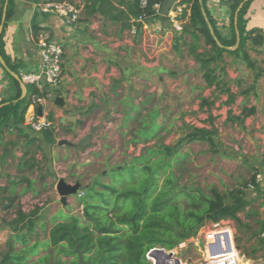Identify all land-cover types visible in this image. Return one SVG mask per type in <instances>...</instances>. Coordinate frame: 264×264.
I'll list each match as a JSON object with an SVG mask.
<instances>
[{
	"label": "trees",
	"instance_id": "trees-1",
	"mask_svg": "<svg viewBox=\"0 0 264 264\" xmlns=\"http://www.w3.org/2000/svg\"><path fill=\"white\" fill-rule=\"evenodd\" d=\"M165 1L82 0L77 4L83 8L84 16L74 24L88 23L91 18L98 16L104 22L118 25L120 32L136 27L138 34H141L144 25L157 17L155 6L164 5ZM242 1L231 3L228 38L218 32L215 20L207 13L206 0H203L209 21L224 47L219 46L213 38L199 0H192L189 21L184 25L181 34L173 37L174 53L181 55L183 47H187L188 54L199 65L205 86L213 88L211 97L199 98V106L203 110H210L222 94L228 96L227 104H234L241 93H233L231 82L227 79V57L238 56L253 68L255 62L248 48L257 50L264 44L262 30L246 29L245 15L251 2L249 1L238 16L240 46L236 50L225 48L236 43L234 17ZM13 9L14 3L9 0L6 22L0 38V54L10 68L18 72L17 64L10 63L4 51L5 29L7 21L13 15ZM6 74L10 79L12 93L8 98H2L0 102V105L8 103L0 108V144L5 129L14 128L21 131L25 128L24 115L33 93L44 96L51 94L55 97L59 95L57 89L46 87L43 92H39L34 85H27V96L19 100L22 92L20 83L8 72ZM121 81L120 78H114L110 92H115ZM145 101L140 104L130 103L128 109L124 110L123 118L125 124L133 118L140 121V128L134 131L131 138L135 145L144 144L140 154L132 156L121 165H109L106 172L98 173L85 184L81 182L86 186L83 194L78 196L82 205L81 215H66L59 222H54L50 229L40 225L43 234L48 236L44 242L29 245L35 237L38 239L37 225L44 218L40 211L41 207L24 210L17 202L18 198H2L0 210L5 213L2 221L8 222L7 225L15 235L14 242H8V250L0 255V264H24L29 260V255L37 253L39 248L51 246L59 255V260L55 264H152L146 255L151 248L160 246L171 250L179 243L196 237L207 222L222 219L234 221L238 230L251 231L248 241L253 240V243L249 248L238 243L247 258H256L259 251L264 252V221H255L259 227L252 231V225L241 218V214L245 212L249 217L257 215L256 212L248 210L253 200L246 197L245 190L260 184L257 179L259 173L255 172L243 189H231L226 192H221L216 187L207 190L191 180L185 182V171L180 168L184 158L181 151L183 144L207 142L215 153L214 136L217 131L205 126L187 125L183 129V136L175 144H167L162 139V132H159L163 126L157 122V118L162 115L161 112L152 109L144 115L142 105L146 103ZM95 105L90 106V111L97 107ZM254 112L253 107L244 105L240 114L232 115L231 120L243 126L245 119ZM49 118L51 120L52 116ZM94 129L92 127L88 134L76 142L81 152L93 147ZM41 132L48 143L55 142L53 125ZM105 177L108 181L104 180ZM9 215H12V219H8ZM15 244H20L25 249L17 251ZM76 248L80 250L84 263L79 262ZM62 257H68L70 260L64 262ZM31 264H51V258L50 256L39 258Z\"/></svg>",
	"mask_w": 264,
	"mask_h": 264
},
{
	"label": "crops",
	"instance_id": "crops-1",
	"mask_svg": "<svg viewBox=\"0 0 264 264\" xmlns=\"http://www.w3.org/2000/svg\"><path fill=\"white\" fill-rule=\"evenodd\" d=\"M12 1L14 9L13 15L7 21L5 29L4 51L10 63L17 64L18 72L12 70L7 61L4 60L9 69L19 74L20 77L26 72H37L41 69V57L37 49V40L42 33L47 34L51 40L61 44L65 49V76L62 85L57 89L58 92L59 90L62 92L60 96L63 98H66L67 92L73 93L76 91L81 94V97H85L87 102H90L89 99L92 98V95L96 96V93H99V90L95 91L97 85L94 84L93 78L103 74L106 68L107 71L112 68L118 70L115 78H120L122 81L115 88V92H110V86L108 89L104 88V93L101 96H97L99 103L101 102L104 106L101 120L103 123L106 122V127L105 124L103 126L99 124V127H102L105 132H109L104 134L105 136L103 135L105 139H111L109 135L114 132V126L116 129H120L116 124L115 113L122 114L121 125L125 126L123 120L124 110L128 109L130 103H141L137 98V91L140 90L138 79L147 75L142 68L157 66L162 58L164 65L180 67L179 70L169 68L170 71L168 70L169 72L165 74L168 78L173 79L171 82L174 90L178 87L182 88L190 98H196L199 103L201 96L212 95L213 88L205 86L201 79L199 65L188 54L187 47H183L181 55L174 53L173 37L181 34V32L175 33L170 29L168 30L164 22L165 19L161 17L153 19L145 25L141 34L134 36L130 34V31L120 32L118 25L104 22L98 16L91 18L88 23L78 22L75 25L68 26L61 17L46 12L41 8L40 4L50 0ZM70 1L80 2L82 0ZM172 3L173 0L165 1V4L160 6L161 12H167L171 8ZM8 4L9 0H0L1 21L4 12L7 11ZM205 6L207 13L215 20L218 32L222 36L229 38L231 4L217 0H206ZM83 16L84 12L83 8H81L80 18ZM245 18L247 30L257 28L262 30L264 34V0H251ZM188 21L189 18L185 24ZM248 49L255 66L250 68L240 57L228 56L226 60L228 62L227 79L231 82L233 93H241L234 102V104L239 103L240 111L244 105L255 109V112L247 118V124L251 125L252 131L255 132L251 134L252 137L258 140V132L264 131V44L258 47L257 50ZM111 50L115 51V59L108 57L107 53ZM102 67L103 69H101ZM6 72L7 70L1 65L0 84L3 85L1 89L3 98H8L12 93L10 80ZM195 78H197L196 83L193 82ZM154 79L157 81V78ZM220 97L225 105H229L226 103L228 100L226 94H222ZM97 98L95 103L98 102ZM90 106L87 112L88 115L90 114ZM59 109L64 110L63 107L55 104V102H49L44 105V113L48 117L52 116L51 120L54 124L59 122V117L62 116ZM85 111L87 109H81L82 113H85ZM87 114H83V116ZM88 129L89 125H86L81 132L84 134L88 132ZM21 131L8 128L3 132V139L0 144V203L4 197H15L18 198L17 202L21 201L22 205L25 204L24 199H30L27 194L33 192L38 182H44L42 179L38 180V182L33 179L42 175L44 178L51 179V183L55 182L54 173L57 165H59V149H61V157L67 165L70 163L73 165V153L80 152L76 143L75 146H61L59 141L62 138L65 139V137L57 138L58 148L52 154L53 163L51 166L50 164H44L39 156L40 136L31 137L30 129L27 127H25V130L22 128ZM34 137L36 138L34 139ZM66 140L71 141L70 137H66ZM251 142L254 143L252 140ZM262 159L261 161H264ZM263 182L261 181L260 183ZM257 200H253L248 210L255 212L256 208L259 209L263 205L262 199H259V202ZM30 203H33V199H31ZM26 205L28 210L34 207ZM40 211L44 218L37 225L36 234L38 239L35 237L30 242V246L36 242H44L48 238L46 234H43L40 225H45L47 229H50L54 222L60 221L59 214L47 216L45 214L47 211L43 207ZM4 214L0 210V222H3ZM55 216L58 218L54 219ZM14 235L15 232L7 224L0 230V255L8 250L9 241L14 242ZM15 247L17 251L25 249L20 244H15ZM54 255H57L56 259L59 260V255L52 246L39 248L37 253L29 255V260L24 264H31L32 261L46 256H50L51 264H55L57 260L52 263V259H55ZM62 260L65 262L69 261L70 258L62 257Z\"/></svg>",
	"mask_w": 264,
	"mask_h": 264
},
{
	"label": "rangeland",
	"instance_id": "rangeland-1",
	"mask_svg": "<svg viewBox=\"0 0 264 264\" xmlns=\"http://www.w3.org/2000/svg\"><path fill=\"white\" fill-rule=\"evenodd\" d=\"M67 25L71 26L70 24ZM107 54L108 57L115 59V51L111 50ZM163 61L162 58L157 66L142 68L147 75L138 79L140 90L137 91L138 101L143 102L146 100V103L142 105V113L144 115L148 114L152 109H157L161 112L162 115L157 118V122L163 126L159 130V132H162L163 141L167 144H175L183 136V129L187 125L205 126L217 131L216 136H214L215 153L207 142H185L183 144L181 151L184 158L180 168L185 171L184 181L188 182L191 180L199 183L207 190L211 187H216L221 192L231 189H243L255 172L261 174L263 177L262 181H264V161H261L262 157H264V131L258 132L259 138L255 140V137L253 138L251 135L255 132L252 131L251 125L247 124L248 117L245 119L243 126L237 121L231 120L232 115L238 116L241 112L239 103L225 105L220 96L210 110L201 109L197 99L190 98L182 88L178 87L174 90L172 87L173 83L171 82L173 79L165 75L166 72L170 71L169 68L179 70L180 67L164 65ZM105 73H107V68L104 69L103 74L93 78L94 84L97 85L95 91L99 90V93H96V96L93 94L92 98L89 99L90 102H87L86 98L81 97V94L76 91L73 93L67 92L65 101L68 104V109H59L62 116L59 117V122L53 123L56 134L55 142L48 143L44 140L43 132L36 133L30 130L31 137L38 135L41 138L39 156L42 158L44 164L52 165V154L58 148L57 138L65 137L66 140V137H70L71 141L76 143L80 140L81 136L88 134L82 135L81 130H83L84 126L101 123L104 106L100 102L101 108H99V104H97L99 98L97 103H95V99L98 95L101 96L104 93V88L109 86L106 83ZM117 74L118 72H116ZM154 78H157V81ZM196 81L197 78L193 80L195 83ZM58 93L62 95V92L59 91ZM207 97L211 96L208 95ZM92 104H96L97 107L89 111L90 114L88 115V108ZM81 109H87V111L82 113ZM83 114L87 115L83 116ZM115 114L117 118L116 124L120 129H116L114 126V132H111L112 134L109 135L111 139H105L104 134H108L109 132L102 130V127L100 129L99 127H94L92 142L95 141L93 146H97L93 149L90 147L85 151L73 153V165H71L72 163L66 164L65 160L61 157V149H59V165H57L54 173V177L57 180L64 178L72 184L78 181L85 184L98 173L102 171L106 172L109 165H121L125 161H129L132 156L140 154L144 144L135 145L131 142L134 131H138L141 126L140 121L137 118H133L127 121L124 126L121 125L122 114L118 112ZM78 121L80 122L78 123ZM23 129L25 130V128ZM40 179L44 182L39 183L38 180ZM33 180H36L38 183L33 192L27 194V197L30 199H24L25 204L32 205L34 206L33 208L43 207L47 211L45 212L47 216L59 214V220L67 214L81 215L82 205L78 195L69 196L67 204L63 205L61 196L57 192L56 181L51 183V179L44 178L42 175ZM104 180L108 181V178L105 177ZM245 191L248 199L255 201L259 198L263 200L261 201L263 205L259 209L256 208L255 212L257 215L249 217L246 212L241 214L242 220L249 222L252 225V231H255L259 227L258 222L255 221H264V182L260 183L257 187H248ZM31 199H33V203H30ZM18 203L22 206L21 201ZM56 218L58 217L55 216L54 219ZM8 219H12V215H9ZM7 223L0 222V230ZM232 223L235 228L237 244L240 243L245 248H249L250 244L253 243V240L248 241L251 231L238 230L237 224L234 221ZM199 249L191 241L184 253L196 258L198 257ZM56 256L55 259H52V263L57 260ZM241 264H264V252L262 250L259 251L256 254V258H247L245 256Z\"/></svg>",
	"mask_w": 264,
	"mask_h": 264
},
{
	"label": "built area",
	"instance_id": "built-area-1",
	"mask_svg": "<svg viewBox=\"0 0 264 264\" xmlns=\"http://www.w3.org/2000/svg\"><path fill=\"white\" fill-rule=\"evenodd\" d=\"M217 1L231 4L237 0ZM191 4L192 0H173L171 8L165 13L161 12L160 5H156L157 17L165 19L164 22L168 30L170 29L175 33H180L183 31L186 20L189 18ZM40 6L44 11L61 17L66 24L72 25L80 18L81 8L77 2L50 0L40 4ZM129 31L131 35H138V29L136 27H133ZM37 49L41 57V69L37 72H26L22 74L21 80L26 86L34 85L39 92H43L46 87L53 90L60 88L65 76V49L61 44L51 40L45 33L39 36L37 40ZM116 72V69L112 68L105 73L106 83L109 85L107 89L111 86L112 80L116 77ZM2 88L3 85L0 84V102L3 98L1 94ZM56 97L51 94L44 96L42 94L33 93L29 107L24 115L23 126L34 132H41L52 126L53 122L48 115L44 113V105L49 102H54ZM64 99L66 100V98ZM97 104H99V108H101L100 103L98 102ZM39 105L43 106L42 115L38 113ZM100 124L102 126L105 124L106 127V122L103 123L101 120ZM92 127H99V124H92V126L90 124L88 132ZM96 146L97 145L93 146L92 149ZM257 179L259 182L263 180L260 174L257 175ZM82 194V192H79L78 196ZM22 207L24 210H28L26 204H23ZM191 241L200 248L198 257L196 258L184 253ZM146 255L152 264H241L242 259L245 257L236 242L235 228L230 219L207 222L202 226L196 237L179 243L171 250H167L160 246L153 247Z\"/></svg>",
	"mask_w": 264,
	"mask_h": 264
},
{
	"label": "water",
	"instance_id": "water-1",
	"mask_svg": "<svg viewBox=\"0 0 264 264\" xmlns=\"http://www.w3.org/2000/svg\"><path fill=\"white\" fill-rule=\"evenodd\" d=\"M249 1H251V0H243L239 4L238 8L236 9L235 17H234L235 29H236V43L233 46L225 47L226 49L236 50L240 46L241 36H240L239 28H238V16H239L240 11L243 8V6ZM199 2H200V5L202 7V13L204 15L205 21H206V23L208 25V28H209L213 38L216 40V42H217V44L219 46L224 47L221 44V42L218 40V38H217V36L215 34V31H214V28H213L212 24L209 21V18L207 16V13H206L204 5H203L204 4L203 0H199ZM5 19H6V12H4L3 18H2V21H1V24H0V38H1V35L3 33ZM0 64L7 70V72H9L11 74L12 77H14L20 83L22 92H21V96H20L19 100L24 99L27 96V86L21 80L20 75L15 73V72H13V71H11L9 69V67L7 66V64H6L4 58L2 57L1 54H0ZM54 102H55V104H57V105H59V106H61L63 108H67L68 109V104L66 103V101H65V99L63 97L57 96L55 98ZM7 104L8 103L1 104L0 108H2L4 105H7ZM38 113L40 115H42V113H43V106L42 105L38 106ZM59 145H61V146L62 145L75 146V143H73V142H71L69 140L63 139V140L59 141ZM55 181H56L57 192L61 196V202H62L63 205L67 204L69 196H77L79 192H82V191H84L86 189V186L83 185L81 182H75L74 184H72V183H69L64 178H60L58 180L55 178ZM75 251L78 253L79 262L80 263H84V260H83V257H82V254H81L80 250L78 248H76Z\"/></svg>",
	"mask_w": 264,
	"mask_h": 264
}]
</instances>
